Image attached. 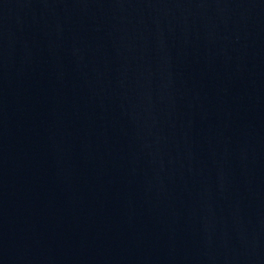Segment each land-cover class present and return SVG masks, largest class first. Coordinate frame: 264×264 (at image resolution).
<instances>
[{
  "label": "water",
  "instance_id": "obj_1",
  "mask_svg": "<svg viewBox=\"0 0 264 264\" xmlns=\"http://www.w3.org/2000/svg\"><path fill=\"white\" fill-rule=\"evenodd\" d=\"M264 79V0H0V161L93 144Z\"/></svg>",
  "mask_w": 264,
  "mask_h": 264
}]
</instances>
